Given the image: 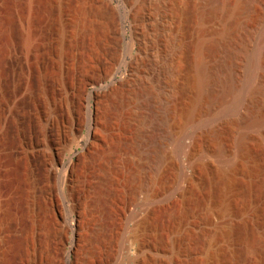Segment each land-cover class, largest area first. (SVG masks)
I'll return each mask as SVG.
<instances>
[{"label": "rangeland", "instance_id": "374dc122", "mask_svg": "<svg viewBox=\"0 0 264 264\" xmlns=\"http://www.w3.org/2000/svg\"><path fill=\"white\" fill-rule=\"evenodd\" d=\"M139 1L0 0V58L2 51L6 58L0 61V78L13 82L15 71V80L25 86L34 145L30 163L22 154L6 160L13 170L6 182L16 190L29 170L26 180L38 184L28 190L37 215L33 220L24 211L20 262L33 264L29 252L35 233L50 264H264V141L252 142V155L242 156L230 132L222 157L217 142L199 135L191 164L173 152L174 166L163 180H147L162 173L160 159L175 145L156 144L167 131L164 122L154 124L153 115L163 107L156 75L166 71L168 53L162 47L151 56L140 53L133 42ZM165 1L173 24H196L187 11L196 10L199 0ZM116 48L127 65L99 89L83 88L78 79L86 69L101 59L110 61ZM13 53L21 65L12 66ZM139 54L152 63L143 75L130 66ZM125 78L128 123L123 150L115 158V127L91 132L90 123L97 112L98 121H113L107 93ZM97 92L99 111L92 97ZM182 122L178 117L172 131L177 133ZM67 193L73 199H64ZM11 245L3 247L7 254Z\"/></svg>", "mask_w": 264, "mask_h": 264}, {"label": "bare ground", "instance_id": "6f19581e", "mask_svg": "<svg viewBox=\"0 0 264 264\" xmlns=\"http://www.w3.org/2000/svg\"><path fill=\"white\" fill-rule=\"evenodd\" d=\"M167 7L165 0H140L135 9L137 24L134 26L133 42L139 46L140 53L151 56L156 47H162L163 51L168 53L166 71L156 75L160 81L157 84L160 90L157 92L160 100L158 101L163 107L162 110L155 108L153 122L158 127L164 122L167 128L164 135L161 133L162 137L156 144L168 146L173 141L175 145L174 151L167 149L160 159L162 173L154 172L147 180H163L164 172L174 166L173 152L184 155L190 163L199 135L217 142L221 156L223 153L227 154L224 139L230 132L236 135L237 153L242 156L252 155V142L264 141V0H199L196 10L187 11L188 19L195 18L196 24H173L175 17L170 19L166 14ZM116 39V42H119L120 37ZM12 42H9V48L13 46ZM5 44L7 45V42ZM4 48L8 53L9 48ZM3 52L0 61L4 56ZM140 55L132 57L130 66L136 69V73L143 75L152 63L146 55ZM99 57L101 59L100 54ZM12 59L13 67L22 64L17 55L14 54ZM124 64L127 65L116 48L110 61L101 59L98 65L86 69H89L88 73L84 71L86 74L83 78L78 75L80 77L77 79L80 78L78 80L83 88L93 86L99 89L103 83L113 80L116 69L122 68ZM13 73V82L4 77L0 78V264H22L20 258L23 252L21 233L23 234L25 228L24 211L31 213L32 218L37 215L36 199L31 200L28 196V190L35 187L37 181L26 180V173L30 176L29 170L25 172L26 178L23 174L25 180L16 184V190H12V182H6L13 171L8 167L10 164H5L6 160L13 156H22L30 163L34 147L28 129L29 119L27 120V107L30 106L31 100H28L25 91L22 93L25 86L22 89L23 86L15 80L18 78L17 72ZM127 83L125 78L118 84H113L107 93L114 112L113 121H98L97 112L94 121L90 123L91 132L108 130L110 124L115 127V158L120 157L123 150L122 133L128 123L123 112ZM100 96L99 92L92 96L96 100L97 111L101 104ZM180 116L183 117V122L176 133L172 128ZM188 139L192 142L188 143ZM73 197V193L63 195L64 199L71 200ZM33 238L36 243L33 241L29 252L30 262L50 264L51 261H47L49 258L45 260L46 255L43 256L44 250L37 247L38 235L33 233ZM9 242H12V245L7 254L3 247ZM54 261L53 258L52 262Z\"/></svg>", "mask_w": 264, "mask_h": 264}]
</instances>
